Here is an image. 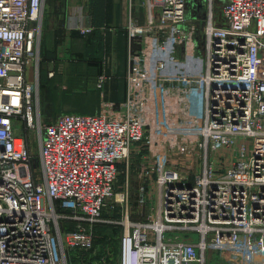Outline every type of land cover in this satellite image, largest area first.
<instances>
[{
	"label": "built area",
	"instance_id": "built-area-1",
	"mask_svg": "<svg viewBox=\"0 0 264 264\" xmlns=\"http://www.w3.org/2000/svg\"><path fill=\"white\" fill-rule=\"evenodd\" d=\"M43 1L0 0V264H67L68 248H87L83 224L112 200L117 165L139 143L155 208L131 222L127 188L115 195L119 264H264V0H225L223 24L210 10L200 42L186 0H146V23L128 24L139 47L126 99L52 121L29 78Z\"/></svg>",
	"mask_w": 264,
	"mask_h": 264
},
{
	"label": "rangeland",
	"instance_id": "rangeland-1",
	"mask_svg": "<svg viewBox=\"0 0 264 264\" xmlns=\"http://www.w3.org/2000/svg\"><path fill=\"white\" fill-rule=\"evenodd\" d=\"M47 1L44 0V8ZM224 1L212 0L210 4L209 0H186V14L188 16L187 8L188 11H196V14H198L196 17L198 18L200 17L199 14H202L203 7L204 20L191 17L195 21L199 42L203 37L210 10L213 12V23L216 25L223 24L221 8ZM42 13L43 11L40 16V23ZM40 35L41 30L38 38V55L31 60L29 68V78L37 85L38 89L36 109L40 116L46 121H52L60 113H97L100 102L95 104L94 100L105 91L104 84L108 80L103 77L106 75L104 73H71V75H74L71 78L77 80V82L65 85L60 82L54 83V79L58 75L52 80H48L47 75L45 76L46 62L40 53ZM80 35L86 36V34ZM88 58L95 61L97 58L95 51ZM83 59H87V56ZM259 59L264 64V52L260 54ZM41 87L45 90L41 91ZM221 153L226 157L229 155L226 150ZM38 164L40 162L36 159L35 166ZM153 178L151 161L147 157L145 146L141 143L135 144L131 147L127 159L117 165L112 200L108 201L96 220L83 224L85 231L90 236V245L87 248H68L66 251L67 264H119L120 239L124 232L125 210L119 202L115 201V195H119L127 188L129 192V210L131 211L130 214L128 213V220L147 223L151 220V214L154 212V197L157 195ZM140 186H144L147 192V196L144 194L145 201L142 205L138 203ZM176 236L179 239L187 237L182 233L171 232L165 233V240L174 239ZM189 236L193 242L198 241L197 234ZM214 257L217 259V254H214Z\"/></svg>",
	"mask_w": 264,
	"mask_h": 264
},
{
	"label": "crops",
	"instance_id": "crops-1",
	"mask_svg": "<svg viewBox=\"0 0 264 264\" xmlns=\"http://www.w3.org/2000/svg\"><path fill=\"white\" fill-rule=\"evenodd\" d=\"M44 3L40 53L46 62L47 79L52 80L58 75L54 83L65 85L77 82L71 78L74 76L71 73H104L103 78L108 81L104 84V93L95 98V104L102 100L123 102L126 99L128 53L130 48L139 47L137 40L128 38V24L130 21L140 25L146 23V0H48L45 8ZM159 13V7H154L155 18ZM187 13L189 18H197L196 11L187 8ZM201 13L203 16L199 14L197 20L205 19L203 7ZM87 27H91L92 32L81 36L78 30ZM94 51L97 58L92 61L88 56ZM85 56L87 59H83ZM42 90L45 88L41 87Z\"/></svg>",
	"mask_w": 264,
	"mask_h": 264
}]
</instances>
